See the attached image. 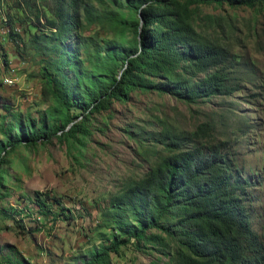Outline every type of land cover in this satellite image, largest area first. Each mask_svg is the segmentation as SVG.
<instances>
[{
	"label": "trees",
	"instance_id": "1",
	"mask_svg": "<svg viewBox=\"0 0 264 264\" xmlns=\"http://www.w3.org/2000/svg\"><path fill=\"white\" fill-rule=\"evenodd\" d=\"M212 2L264 8V0H12L9 37L16 52L36 57L47 103L37 116L3 104L0 166L19 145L82 143L88 116L135 89L188 104L239 91L230 48L196 26L192 5ZM16 22L26 24L27 38ZM94 25L99 29L90 32ZM207 127L143 130L147 171L110 195L103 210L109 233L75 264H113L111 254L128 244L156 249L170 264H264V237L243 203L251 178L228 141H211ZM31 202L42 217L73 218L61 197L34 191ZM18 253L9 249L4 263L23 264Z\"/></svg>",
	"mask_w": 264,
	"mask_h": 264
},
{
	"label": "rangeland",
	"instance_id": "2",
	"mask_svg": "<svg viewBox=\"0 0 264 264\" xmlns=\"http://www.w3.org/2000/svg\"><path fill=\"white\" fill-rule=\"evenodd\" d=\"M11 3L0 0V118L6 113L3 104L37 116L47 103L40 96L39 64L30 52L17 53L9 37L5 20L13 12ZM192 8L197 28L230 48L243 82L240 90L188 104L169 94L135 89L128 100L114 101L109 109L88 116L82 143L53 139L17 146L0 166V264L13 248L23 264H75L77 256L101 244L102 234L109 233L103 210L110 195L147 171L150 156L143 150L148 145L139 141L143 130L193 131L204 122L210 140L226 139L235 161L251 178L243 203L252 228L264 237V8L213 2ZM15 27L27 38L26 24L16 22ZM98 29L94 25L90 32ZM5 77L11 82L5 83ZM156 148L161 151L162 145ZM34 191L61 197L73 218L40 216L31 202ZM25 204L28 210H15ZM111 261L170 264L156 249L130 244L112 253Z\"/></svg>",
	"mask_w": 264,
	"mask_h": 264
},
{
	"label": "built area",
	"instance_id": "3",
	"mask_svg": "<svg viewBox=\"0 0 264 264\" xmlns=\"http://www.w3.org/2000/svg\"><path fill=\"white\" fill-rule=\"evenodd\" d=\"M4 82H5V83H10V82H11V79H10L9 77H5V78H4Z\"/></svg>",
	"mask_w": 264,
	"mask_h": 264
}]
</instances>
